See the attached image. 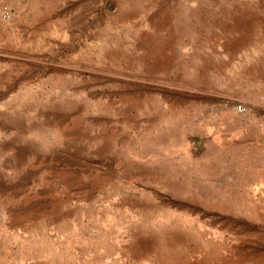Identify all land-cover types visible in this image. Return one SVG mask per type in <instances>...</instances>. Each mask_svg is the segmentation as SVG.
Listing matches in <instances>:
<instances>
[{
  "label": "rangeland",
  "instance_id": "1",
  "mask_svg": "<svg viewBox=\"0 0 264 264\" xmlns=\"http://www.w3.org/2000/svg\"><path fill=\"white\" fill-rule=\"evenodd\" d=\"M0 264H264V0H0Z\"/></svg>",
  "mask_w": 264,
  "mask_h": 264
}]
</instances>
